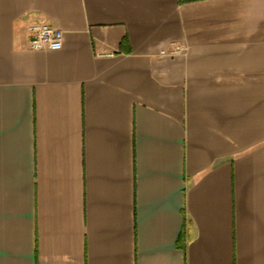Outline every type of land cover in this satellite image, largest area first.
<instances>
[{"label":"crops","instance_id":"obj_1","mask_svg":"<svg viewBox=\"0 0 264 264\" xmlns=\"http://www.w3.org/2000/svg\"><path fill=\"white\" fill-rule=\"evenodd\" d=\"M0 264H264V0H0Z\"/></svg>","mask_w":264,"mask_h":264},{"label":"built area","instance_id":"obj_2","mask_svg":"<svg viewBox=\"0 0 264 264\" xmlns=\"http://www.w3.org/2000/svg\"><path fill=\"white\" fill-rule=\"evenodd\" d=\"M30 36V46L34 51H59L63 48L64 33L58 28L47 23L32 24L28 27ZM185 49L181 46H174L170 52L171 55H177ZM163 55L167 53L162 52Z\"/></svg>","mask_w":264,"mask_h":264},{"label":"trees","instance_id":"obj_3","mask_svg":"<svg viewBox=\"0 0 264 264\" xmlns=\"http://www.w3.org/2000/svg\"><path fill=\"white\" fill-rule=\"evenodd\" d=\"M184 1H186V2H187V1H195V0H183V2H184Z\"/></svg>","mask_w":264,"mask_h":264}]
</instances>
